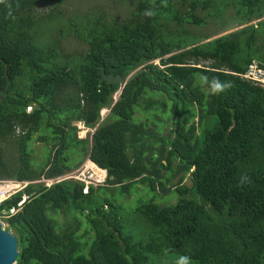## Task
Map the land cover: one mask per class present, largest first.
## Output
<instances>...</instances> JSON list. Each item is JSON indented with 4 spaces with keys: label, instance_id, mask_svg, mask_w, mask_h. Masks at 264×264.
<instances>
[{
    "label": "trees",
    "instance_id": "obj_1",
    "mask_svg": "<svg viewBox=\"0 0 264 264\" xmlns=\"http://www.w3.org/2000/svg\"><path fill=\"white\" fill-rule=\"evenodd\" d=\"M112 1L124 15L69 11L63 0L0 3V179L54 178L88 157L108 186L128 194L146 183L148 195L126 215L99 196L106 185H26L0 202L15 264H264V88L239 75L253 61L264 66V0ZM208 19L212 34L189 28ZM66 38L80 45L66 52ZM101 68L125 84L99 83ZM214 78L231 87L207 92ZM149 92L164 100H141ZM157 102L166 115L151 112ZM102 107L110 111L100 120ZM138 107L147 119L135 118ZM76 121L95 129L79 138ZM34 133L50 144L41 165ZM10 144L17 157L8 162ZM159 193L176 201L157 212Z\"/></svg>",
    "mask_w": 264,
    "mask_h": 264
},
{
    "label": "rangeland",
    "instance_id": "obj_2",
    "mask_svg": "<svg viewBox=\"0 0 264 264\" xmlns=\"http://www.w3.org/2000/svg\"><path fill=\"white\" fill-rule=\"evenodd\" d=\"M45 5V2H39L38 6H37V10L40 12L42 11V8H44L43 6ZM63 8L68 9L69 11L75 7L87 12V10H90L92 7L97 8L99 10L102 11H106L108 12V14H112V15H116L119 14L124 15V10L126 8L125 5L122 4H118L116 2H113L112 0H63L62 4ZM129 7V6H128ZM92 10V9H91ZM231 9L229 8L226 13H225V18H229L231 15ZM200 14H203L202 11H200ZM208 25L205 27H190L189 28L192 31H199L202 34H212L214 33L217 29H218V25L216 23H214V21H212L211 19L207 20ZM256 22V21H255ZM230 22L227 20H223L221 21V24L223 25V27L227 26ZM60 45L63 46L64 50L66 52H71L74 49H76L80 43L74 39H70V38H66V39H62V41H60ZM154 63H158V60H155ZM203 88L207 90V92L212 91V88L206 87V84L203 83ZM120 89V88H119ZM118 94V91H117ZM117 94H114V98L117 97ZM164 95L163 94H159V93H154V92H149L147 93L141 100L143 99H151L154 101H159V100H164ZM166 107H162V105H160L158 102L156 104L152 105V110L151 112H159L160 114H165L166 115ZM26 111H30V107L26 108ZM103 115H106V112H104ZM149 114L143 112L142 107H138L136 112H135V118L139 121H143L145 119H147L146 117ZM153 114L150 115V117ZM149 117V116H148ZM155 117V116H154ZM103 119V118H102ZM151 120V118H150ZM153 121L149 122L148 124L145 126L147 128L152 127ZM155 130V128H153ZM162 130H169V124L165 125L164 127H162ZM94 131L90 129V131H86L85 135L88 136L87 132H92ZM157 131V128H156ZM77 134L83 135L84 131L82 129H80ZM163 134V132H162ZM36 133H34L33 135V139L30 141V148L32 149V157L34 158V164L35 165H41V163L44 161L45 159V153L47 148H50V144L45 145L43 142L38 141L36 138ZM3 152H4V157L6 159V161L10 162L9 160L12 159L13 161H16V157H17V153L15 152V149L13 148V146L10 145H6L3 148ZM72 156H75V153H72ZM87 158V157H86ZM85 160L82 163H85ZM86 169L90 168L89 164L86 165ZM90 171V170H89ZM171 174H169L170 176ZM178 176H175L173 178V180L171 182L168 183V185H170L172 182H175L177 180ZM73 180V179H72ZM184 182H186V184L189 185V181L185 180ZM93 186H103L106 185L105 180L102 183H98L96 185L92 184ZM112 186V185H111ZM109 188H105L104 190H101L99 193L100 197H109V198H113L116 200V202L121 205L122 207V214H128L133 208H135L136 205H138L141 201H146L147 200V194L146 191L144 189H147V184L146 183H136L135 186H133V188H130V192L128 194H121L119 191L121 188H114L113 186ZM85 190V187H84ZM24 198V196H23ZM157 202H159L161 205L165 206V204H170V203H174L176 201V196L174 195H161V193H159V197L156 198ZM58 218V222L62 223L64 222V218L62 214H58L57 215ZM0 222L3 223L4 227L7 226V223L5 221V217H0ZM129 222V220H128ZM83 228H84V224L80 227V229L78 230V233H83ZM91 234H88L87 236H85L83 238V241L85 240H89L91 238ZM172 257V255H171ZM179 258L178 256H175L173 258H171V260H167L168 264H178L179 262Z\"/></svg>",
    "mask_w": 264,
    "mask_h": 264
},
{
    "label": "built area",
    "instance_id": "obj_3",
    "mask_svg": "<svg viewBox=\"0 0 264 264\" xmlns=\"http://www.w3.org/2000/svg\"><path fill=\"white\" fill-rule=\"evenodd\" d=\"M242 78L251 81L253 83L259 84L264 88V66L260 65L258 62L253 61L251 62L244 73L239 74ZM104 112L106 110L100 111L101 118H103L105 115ZM75 125L78 128V131L82 129L84 131L83 135L77 134L79 138H85L86 131L89 129L84 126V123L82 121H77ZM93 132V131H92ZM91 132V133H92ZM89 164L90 168L86 169V165ZM94 164L91 163L90 159L87 157L85 163H82L78 168L75 170H72L68 173L59 175L54 178L46 179V178H40L38 180H16V179H0V202L3 200H6L10 198L11 195L15 194L18 191H22L26 185L30 183H42L46 187H49L51 184L61 181V180H76L80 181L84 184L83 191H87L89 185H96L98 183H102L106 178V170H101V172L105 173L104 178L102 176H98V174L94 171V168L92 167ZM90 170V171H89ZM25 198V196H24ZM23 200H21L17 205L20 206ZM18 210V208H10L9 214H13ZM8 214H6L5 211H2L0 214V217H6Z\"/></svg>",
    "mask_w": 264,
    "mask_h": 264
},
{
    "label": "water",
    "instance_id": "obj_4",
    "mask_svg": "<svg viewBox=\"0 0 264 264\" xmlns=\"http://www.w3.org/2000/svg\"><path fill=\"white\" fill-rule=\"evenodd\" d=\"M100 73L99 83L104 81L108 84L124 85L126 82V80L123 81L121 75L106 73L104 68H101ZM163 207V205L158 206L157 212ZM17 246L18 243L16 237L4 227L2 222H0V264H15L16 258L19 254Z\"/></svg>",
    "mask_w": 264,
    "mask_h": 264
},
{
    "label": "clouds",
    "instance_id": "obj_5",
    "mask_svg": "<svg viewBox=\"0 0 264 264\" xmlns=\"http://www.w3.org/2000/svg\"><path fill=\"white\" fill-rule=\"evenodd\" d=\"M5 2V0H0V3H4ZM154 13L153 12H151V11H146V13H145V15H148V16H152ZM205 81L207 80V78L205 77V78H203ZM121 85V84H120ZM229 87H231V85H230V83L229 82H221V81H219L218 79H216V78H214L213 79V81H212V83H211V88H212V92L214 93V94H217V93H220V92H224V91H226ZM119 91L121 92V89H119L118 90V94H117V92H116V94H117V97L119 96ZM114 96V95H113ZM117 97H113L114 98V102L116 101V99H117ZM103 110H106V115L109 113V111H110V107H102L101 109H100V111H103ZM100 111H99V116H100V120H102V118H101V115H100ZM105 115V116H106ZM104 116V117H105ZM103 117V118H104ZM77 122V121H76ZM75 122V123H76ZM95 129V128H94ZM93 130V129H92ZM91 161V160H90ZM94 164V163H93ZM95 165V164H94ZM98 168H100V167H98ZM245 179H247V178H245ZM4 201V200H3ZM178 264H191V258L190 257H188V256H181L180 258H179V262H178Z\"/></svg>",
    "mask_w": 264,
    "mask_h": 264
},
{
    "label": "bare ground",
    "instance_id": "obj_6",
    "mask_svg": "<svg viewBox=\"0 0 264 264\" xmlns=\"http://www.w3.org/2000/svg\"><path fill=\"white\" fill-rule=\"evenodd\" d=\"M91 163H93V162L91 161ZM92 167L94 168V171L98 174V176H102V178H104L105 173L104 172H101V170H100L102 168H98V166L96 164L93 165Z\"/></svg>",
    "mask_w": 264,
    "mask_h": 264
}]
</instances>
